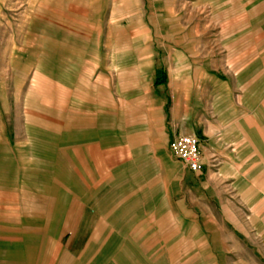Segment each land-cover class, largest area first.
I'll list each match as a JSON object with an SVG mask.
<instances>
[{
  "label": "rangeland",
  "instance_id": "rangeland-1",
  "mask_svg": "<svg viewBox=\"0 0 264 264\" xmlns=\"http://www.w3.org/2000/svg\"><path fill=\"white\" fill-rule=\"evenodd\" d=\"M186 88L189 182L141 152ZM263 223L264 0H0V264H264Z\"/></svg>",
  "mask_w": 264,
  "mask_h": 264
},
{
  "label": "crops",
  "instance_id": "crops-1",
  "mask_svg": "<svg viewBox=\"0 0 264 264\" xmlns=\"http://www.w3.org/2000/svg\"><path fill=\"white\" fill-rule=\"evenodd\" d=\"M185 105L184 107L179 111V113H177V111L173 112V115H171V119L169 122L168 127L166 128V138L164 139L165 143H166V148L165 147H161V146H156L155 147H146L145 149L143 148V150L141 151L142 153H146L148 154V159H151L152 161H154V163L156 164L158 161V157L156 156H150V154H153L154 151H156L157 153L160 152V154L166 158H173L174 156L170 153L169 149H168V143L170 141V139L177 135V134H194L191 132H194V128L191 127V130L189 128V90L186 88V92H185V101H184ZM201 151H202V156H203V161H204V167L203 170L200 173H193L191 171H189L183 164L182 162H180L182 164V167L184 168V178L186 179V181L189 182V177L194 176L196 178L201 179L202 177L206 176V174L208 173V171L210 170V168L213 167V165H211V160L212 158V153H210V151L208 149H206V147L204 145H201ZM175 158V157H174ZM178 160V159H177ZM178 162H176L177 164ZM157 166V165H156ZM223 167H221L220 169H222ZM182 170V171H183ZM256 215V213H255ZM252 224V221H251ZM264 224V223H263ZM243 228V226H241V229ZM236 230V229H235ZM240 232H244V228L243 230H241ZM235 233H239L237 231H235Z\"/></svg>",
  "mask_w": 264,
  "mask_h": 264
},
{
  "label": "built area",
  "instance_id": "built-area-1",
  "mask_svg": "<svg viewBox=\"0 0 264 264\" xmlns=\"http://www.w3.org/2000/svg\"><path fill=\"white\" fill-rule=\"evenodd\" d=\"M170 153L193 173H200L204 167L201 143L195 134H177L169 143Z\"/></svg>",
  "mask_w": 264,
  "mask_h": 264
}]
</instances>
